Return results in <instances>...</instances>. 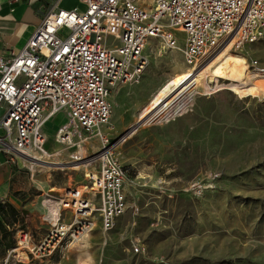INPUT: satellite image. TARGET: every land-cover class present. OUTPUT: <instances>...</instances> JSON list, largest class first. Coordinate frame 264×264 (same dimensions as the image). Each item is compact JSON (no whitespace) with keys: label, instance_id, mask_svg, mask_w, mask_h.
Instances as JSON below:
<instances>
[{"label":"rangeland","instance_id":"1","mask_svg":"<svg viewBox=\"0 0 264 264\" xmlns=\"http://www.w3.org/2000/svg\"><path fill=\"white\" fill-rule=\"evenodd\" d=\"M175 33L183 46L184 34ZM229 51L210 76L206 67L218 61L212 62L217 54L189 65L180 50L149 39V64L132 83L134 94L121 103L112 99V116L103 127L129 170L128 189L138 207L120 216L112 230H97L96 264H264V74L252 64L264 67V42ZM188 72L194 77L187 87L152 111L159 93ZM64 120L59 113L45 124L51 154L36 153L45 162L16 157L8 163L0 152L7 182L0 192L2 256L28 225L24 210L42 211L49 194L69 186L90 192L83 187L85 175L98 162L87 168L83 164L93 157L73 159L82 149L79 133L73 146L55 142ZM80 144L85 156L100 146L96 138L92 146ZM30 161L38 162L34 172ZM134 243L141 244V253L133 251ZM23 260L10 258L8 264H37Z\"/></svg>","mask_w":264,"mask_h":264},{"label":"built area","instance_id":"2","mask_svg":"<svg viewBox=\"0 0 264 264\" xmlns=\"http://www.w3.org/2000/svg\"><path fill=\"white\" fill-rule=\"evenodd\" d=\"M80 1L82 8L54 7L24 47L0 56V106L5 108L0 152L7 154L8 163L18 155L31 160L35 153L50 156L45 121L63 113L57 139L71 144L79 133L87 145L99 138L94 156H85L82 149L73 155L76 161L93 157L98 169L85 175L83 187L89 193L69 186L49 194L58 213L48 204L46 235L37 241L27 227L19 229L15 247L1 264L12 257H49L64 245L81 242L99 221L105 232L112 230L120 216L138 207L129 197V170L103 127L112 116L114 87L139 82L147 68L149 39L156 38L164 49L180 50L189 65L228 45L241 51L264 42V0ZM175 31L184 34L183 46ZM252 64L264 74L257 60ZM142 250L140 243L133 244L135 253Z\"/></svg>","mask_w":264,"mask_h":264},{"label":"crops","instance_id":"3","mask_svg":"<svg viewBox=\"0 0 264 264\" xmlns=\"http://www.w3.org/2000/svg\"><path fill=\"white\" fill-rule=\"evenodd\" d=\"M54 7L73 9L82 8L83 5L80 0H0V56L8 57L12 52H16L24 47L37 27ZM131 90H134L132 83L117 84L110 95V102L113 99L114 102L121 103V100H125L126 95L134 94ZM4 110V106H0V116ZM44 131L48 141L49 132L46 126H44ZM6 183L4 182V175L0 170V192L6 190ZM129 194L130 198H134L133 203L137 204L138 197L136 198L130 191ZM48 202V200L43 202L42 211L24 210L23 212L28 219L26 227L32 231L37 241L46 235L50 227L49 221L46 220ZM65 215L68 216L69 212H65ZM97 230H100L102 233L108 232L102 229L101 222L99 221L94 230L95 232L93 231L92 235L81 242L64 245L49 257L35 258L29 256L27 261H23L37 264H96L95 260L97 259L96 255L98 251H95V247L98 246L100 239V234ZM15 245L16 242L5 251L4 256L0 252V264L5 259L7 252L14 248Z\"/></svg>","mask_w":264,"mask_h":264},{"label":"bare ground","instance_id":"4","mask_svg":"<svg viewBox=\"0 0 264 264\" xmlns=\"http://www.w3.org/2000/svg\"><path fill=\"white\" fill-rule=\"evenodd\" d=\"M228 48L227 49H224L226 54L222 56V52H218V54L215 56V58L212 60V62L214 60H218L214 65H210L208 64V66L206 67L207 69V73L208 75L212 76V75H217L216 73L213 74V70L211 71L212 67H214L215 65H217L219 62H221L222 60H227L225 57L228 56L231 52L229 51L230 50V45L227 46ZM195 67V69L197 68L196 66H193ZM211 72V74H210ZM193 77H194V74L191 73V72H188V73H185L183 74L182 76L176 78L175 80H173L172 82H170L158 95L157 99L155 100V102L153 103L152 107H151V110L152 111H155V110H158L160 108H162L163 106L167 105L176 95H179L186 87L187 85L189 84L190 81L193 80ZM178 91V92H177ZM176 92V95L173 96L172 98H170L174 93ZM51 118H48L46 119L45 121V124L50 120ZM58 130V129H57ZM125 133V132H124ZM130 134V133H129ZM127 136V135H126ZM125 136V137H126ZM58 136H57V132H56V142H59L60 141L57 139ZM99 140V138L97 139V141ZM81 143V141H79ZM79 143V148H82L83 149V146H81V144ZM87 144H91V143H87ZM68 145H75L74 142H72L71 144H68ZM117 148V147H116ZM47 153H49V151H47ZM51 154V153H50ZM56 155L60 154L59 152L57 153H54ZM36 155V153H35ZM17 157H21L23 158L22 156H17ZM24 159V158H23ZM36 160L38 161H43L45 162L46 160H42L40 157L39 158H35ZM23 163V162H22ZM51 164H59L61 162H57V161H52L50 162ZM38 162L37 161H30L29 162V167L30 169L34 171L37 170L38 166L37 165ZM61 165V164H59ZM85 167H89L92 165V162L91 161H88L86 163L83 164ZM56 207L57 210L53 211V208ZM49 208L51 210L52 213L56 214L57 216V213H58V207H57V204L55 202H52L50 205H49Z\"/></svg>","mask_w":264,"mask_h":264},{"label":"trees","instance_id":"5","mask_svg":"<svg viewBox=\"0 0 264 264\" xmlns=\"http://www.w3.org/2000/svg\"><path fill=\"white\" fill-rule=\"evenodd\" d=\"M13 245H9V247H12Z\"/></svg>","mask_w":264,"mask_h":264}]
</instances>
